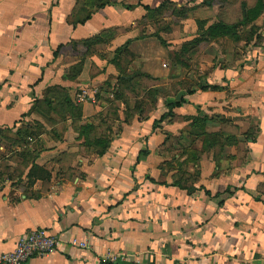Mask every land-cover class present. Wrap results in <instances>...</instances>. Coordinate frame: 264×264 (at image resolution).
<instances>
[{
	"label": "crops",
	"instance_id": "obj_1",
	"mask_svg": "<svg viewBox=\"0 0 264 264\" xmlns=\"http://www.w3.org/2000/svg\"><path fill=\"white\" fill-rule=\"evenodd\" d=\"M170 3L185 2L0 0V257L13 252L27 232L46 228L58 238L56 250L27 264H264V43L245 39L242 29L248 25L231 35L208 34L243 16L234 24L210 22L212 9L194 11L205 28L182 46L187 57L202 46L238 39L247 54L215 55L214 65L200 70L204 77L192 88L195 93L179 94L188 104L173 113L191 111L193 118L192 111L207 103L222 113L216 117L223 124L233 117L254 124L252 137L247 127L225 145L222 157L218 152L195 158L198 173L192 170L199 178L190 191L163 174L155 152L163 140L151 136L150 120L125 122L100 156L95 119L106 107L98 87L114 74L112 66H104L106 74L77 75L72 68L78 64H62L61 51L70 48L106 47L115 56L123 49L120 58L146 57L150 42L138 34L144 28L137 24L164 17ZM172 63L149 72L158 82L154 92L181 81L180 74H169ZM66 97L69 102L61 104ZM243 120L230 128L241 130ZM87 126L94 130L85 133ZM21 131L30 135L24 140ZM34 166L46 169L49 179L39 171L31 174Z\"/></svg>",
	"mask_w": 264,
	"mask_h": 264
},
{
	"label": "rangeland",
	"instance_id": "obj_2",
	"mask_svg": "<svg viewBox=\"0 0 264 264\" xmlns=\"http://www.w3.org/2000/svg\"><path fill=\"white\" fill-rule=\"evenodd\" d=\"M183 1L185 3H170L165 6V9L163 8L164 17L155 16L154 20L151 18L146 22L137 24L141 30L144 28V32L141 33L140 31L138 34L140 36L144 34V39H148L150 42L149 48L146 50L148 55L144 58L127 54L118 59L119 65H117L113 63L116 58L114 52L109 51L106 47H97L94 50H87L86 48L62 49L60 57L63 65L81 64L82 70H89V74L92 72L106 74V68L112 66L114 74L110 75L109 79L98 87L101 93H104L100 97V104L106 107V111L95 119V126L98 127L95 132L96 136H107L109 139L116 138L122 133V125L134 121L142 123L150 120L153 124L151 136L155 133L162 136L163 140L161 145L157 144L155 147L157 157L161 158L163 174L170 177L172 182L182 178L187 180V183L193 184L199 178L196 175L199 161L194 160L195 157L191 154L183 155L185 148L198 151L196 156L202 155V160L204 157L210 159L218 152V155L222 157L226 147L223 141L212 147L208 144L209 139L207 136L216 135V137H221L222 135H229L231 138H237L241 134L243 135V132L249 127V137L251 138L254 129V124L251 125L250 122H246L248 125L244 124L245 120L241 117H233L235 121L223 124L222 120L219 119L220 117H216L217 114L223 116L222 113L214 111L213 108L208 107L207 103L196 108V113L192 111L195 114V119L199 120L198 129L193 128V124H191L193 121L190 120L191 117L189 116L191 111L186 112L184 110L181 115H175L174 113L172 115L166 109L165 101H175L179 98L180 93H186V91L196 88L201 81L200 79L204 77L200 75V72L208 70L214 65L212 61L215 55L216 58L222 59L223 55L227 53H231L232 56L236 57H239L242 51L243 57L247 54L246 49H242L241 43L236 44L239 42L238 39H231L227 43H217L216 46L212 44L202 46L196 53L194 52L186 57L182 52L183 43L196 38L197 35H200V31L205 28L196 19L197 15L194 11L200 12L202 10L205 13L212 9L213 14L208 21H223L234 24L242 19L243 11L255 8L258 2H261L264 6V0ZM172 10L174 11L172 12ZM242 32L246 33H244L245 39L252 38L264 43V9L261 16L251 25H248L246 29H242ZM163 42H165L166 48L162 47L164 46ZM101 52H104L102 60L99 59ZM171 62H173V65L175 64L176 69L173 66V68L170 67L169 74H180L181 81L171 83L168 87L159 91V94L156 92L155 95L153 88L158 82L152 76V78L148 76L150 75L149 72L160 67L159 63L163 65L171 64ZM105 65L107 67H104ZM121 74L127 76L123 83L120 81ZM211 81L214 83L212 79ZM200 85L201 82L198 86ZM219 111L222 112V109ZM165 114H167V117H163ZM205 114L209 115V118L213 121L212 124L209 122V124L206 123V126L202 125L201 120ZM240 120H243L241 130L230 128L231 125L238 124ZM231 132L234 133V136L230 135ZM193 135L199 136V142L192 143L193 138H195ZM184 138L187 140H183ZM243 150L238 146L237 151ZM192 169L196 171V174Z\"/></svg>",
	"mask_w": 264,
	"mask_h": 264
},
{
	"label": "trees",
	"instance_id": "obj_3",
	"mask_svg": "<svg viewBox=\"0 0 264 264\" xmlns=\"http://www.w3.org/2000/svg\"><path fill=\"white\" fill-rule=\"evenodd\" d=\"M243 6V5H242ZM103 7V6H102ZM243 8V7H242ZM263 9H264V6L262 5V3L261 2H258V4H257V6L255 7V8H253V9H249V10H245V11H243L244 13H243V20L240 22V23H238V24H235V25H233V26H228V25H226V24H224V23H220L219 25H217V26H215V27H213V28H211V32H209L208 34H210L211 33V35L212 36H225V35H231L232 33H234V32H236V30L240 27V26H247V25H251L255 20H257L260 16H261V13L263 12ZM90 19V17L88 16L87 18H85V20H83V21H81L80 23H85L87 20H89ZM199 39H197L196 41H198ZM101 40H100V38H97V39H95V40H89V41H87V42H85V46L86 45H88L89 47H91L93 44H96V43H98V42H100ZM195 41V42H196ZM62 49V46L61 47H59V51ZM125 52V50H123V49H118L117 51H116V58L114 59V61H113V63L114 64H117V65H119V63H118V59H120V56L123 54ZM55 56L57 57L58 56V52H56L55 53ZM81 70H82V67H81V64H78V65H76V66H74L73 68H72V72H73V74H79L80 72H81ZM71 72V73H72ZM76 77V75H73V76H70V78L71 79H73V78H75ZM127 78H125V77H123L122 78V76H120V81L123 83V82H125L124 80H126ZM201 89H203V90H210V89H212V90H219V89H221L220 87H218V86H215V87H209V86H207V87H204V86H202V88ZM50 91H53V92H55L57 89H49ZM155 93V95L157 94L156 92H154ZM195 93V91H193V90H189V91H187V95H189V96H192L193 94ZM156 97H158V96H156ZM54 98H56V96L54 97ZM51 98L50 99H47L46 100V104L49 106V105H51L52 104V102H51ZM57 100V99H56ZM65 101V103L67 104L68 102H69V98L68 97H66V98H62V100H61V104L63 103ZM184 104H188V102L186 101V99H185V97H180L178 100H175V101H171V102H166V107H167V109H168V112L169 113H172V115H173V111L176 109V108H180V107H182ZM63 105H64V103H63ZM163 117H167V114H165ZM208 117L207 116H204V118L201 120V122H202V125H204V126H206V123H209V119H207ZM191 120H193L192 121V123L191 124H193V128H195V129H198V122H199V120L198 119H195V117H193V118H191ZM94 127V126H93ZM92 126H87L86 128H85V133H88V132H91V131H93L94 130V128H93ZM28 131H25L24 133L21 131V133H20V136H23V139L25 140L26 139V135L28 134L27 133ZM30 135V133L28 134V136ZM194 136V135H193ZM227 135H225V136H221V137H216V135H213V136H207L208 137V144H210V146H212V147H214V146H216L217 144H219L220 143V141H223V143H224V145H228L227 143H229V145L231 144L232 145V140L235 142V140H236V138H231V137H228V139H226L227 137H226ZM198 137L199 136H195V140L196 139H198ZM194 140V141H195ZM249 141H250V139H248ZM231 141V142H230ZM110 144V139L106 136V137H102L101 139H98L97 141H96V145L99 147V148H101V151L100 150H98V154L100 155V156H102V155H104L105 153H106V151H107V149L109 148V145ZM141 154H142V152H141ZM183 155L184 154H191V155H193L195 158L197 157L196 156V154H198V151H193V150H190V148H186V149H184V151H183V153H182ZM192 156V158H194ZM195 160V159H194ZM37 171H39V172H41L42 174H41V176L43 177L42 179L43 180H48L49 179V177H50V173H48L47 171H46V169H44V168H38V167H36V166H34L33 168H32V170H31V174H35ZM184 176V175H183ZM173 185L174 186H176V187H178V188H180V189H182V190H187V191H190V189L192 188V185L191 184H189V183H187V180H184V179H180V180H176L174 183H173Z\"/></svg>",
	"mask_w": 264,
	"mask_h": 264
},
{
	"label": "built area",
	"instance_id": "obj_4",
	"mask_svg": "<svg viewBox=\"0 0 264 264\" xmlns=\"http://www.w3.org/2000/svg\"><path fill=\"white\" fill-rule=\"evenodd\" d=\"M58 238L46 228H38L24 234L11 253L0 257V264H27L39 255L54 252L58 246Z\"/></svg>",
	"mask_w": 264,
	"mask_h": 264
}]
</instances>
